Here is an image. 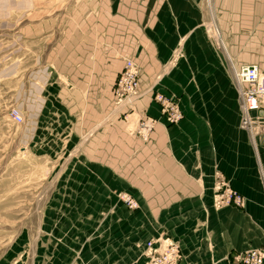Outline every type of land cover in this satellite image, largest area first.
Listing matches in <instances>:
<instances>
[{
  "label": "crops",
  "instance_id": "crops-1",
  "mask_svg": "<svg viewBox=\"0 0 264 264\" xmlns=\"http://www.w3.org/2000/svg\"><path fill=\"white\" fill-rule=\"evenodd\" d=\"M126 3L114 16L126 25L94 28L90 51L67 65L69 87L42 96L29 139L64 168L53 198L74 200L69 213L87 215L93 230L92 252L65 264H146L147 243L165 236L181 248L179 264H229L232 253L264 249V103L252 138L228 62L264 74V0H213V11L207 0ZM126 58L140 66L134 107L159 118L148 139L129 132L115 105ZM154 90L178 99L180 121L166 122ZM219 173L243 208L215 209ZM121 192L139 208L125 207Z\"/></svg>",
  "mask_w": 264,
  "mask_h": 264
},
{
  "label": "rangeland",
  "instance_id": "rangeland-1",
  "mask_svg": "<svg viewBox=\"0 0 264 264\" xmlns=\"http://www.w3.org/2000/svg\"><path fill=\"white\" fill-rule=\"evenodd\" d=\"M126 4V0H0V264H65L72 255L76 259L84 249L94 248L88 216L69 213L76 206L74 200L53 198L60 191L58 174L64 171L54 166L56 153L41 151L39 142L31 147L29 139L42 96H51L54 87H69L67 65L76 63L82 51H90L94 28L126 25V20L114 18ZM207 6L213 11V1L207 0ZM211 34L225 51L221 33L214 29ZM16 112L22 121L15 120ZM122 195L129 194L118 193L128 207ZM105 232L102 229L101 235ZM84 237L90 245H79Z\"/></svg>",
  "mask_w": 264,
  "mask_h": 264
},
{
  "label": "built area",
  "instance_id": "built-area-1",
  "mask_svg": "<svg viewBox=\"0 0 264 264\" xmlns=\"http://www.w3.org/2000/svg\"><path fill=\"white\" fill-rule=\"evenodd\" d=\"M212 1L208 0L209 4ZM124 64L113 88L115 104L119 110L124 111L123 119L129 132L140 138L148 139L156 128L159 118L134 107L135 101L141 96L140 66L130 58H126ZM231 70L240 94L241 127L253 138L259 132L260 127L254 113L263 107L264 74L256 64H246L239 67L232 63ZM153 99L159 105L162 117L168 124L177 123L183 118V112L176 97L154 90ZM15 120L22 121V115L16 112ZM215 185L216 191L213 197L215 209L220 210L229 206L244 207V197L234 190L223 174L216 175ZM122 200L129 209L139 208V203L130 195H122ZM157 242L151 240L147 243L146 254L148 259L146 264H179L182 251L178 243L166 236L160 238L159 246H156ZM227 261L229 264H264V249L252 248L246 251H238L228 256Z\"/></svg>",
  "mask_w": 264,
  "mask_h": 264
}]
</instances>
